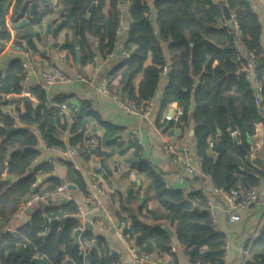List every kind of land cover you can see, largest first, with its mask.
<instances>
[{"label":"trees","instance_id":"obj_1","mask_svg":"<svg viewBox=\"0 0 264 264\" xmlns=\"http://www.w3.org/2000/svg\"><path fill=\"white\" fill-rule=\"evenodd\" d=\"M223 1L234 16L239 35L224 22L217 0H192V4L187 0H154L156 28L150 19L147 0H126L129 24L124 46L134 44L136 47L123 62L125 69L121 74L119 98L139 106L142 101L154 96L161 69L167 62L161 45L167 42V49L172 53V64L166 77L160 108L163 110L175 103L182 110L180 121L185 123L191 102H194L195 108L189 114L194 123V154L201 160L203 172L209 174L211 168H214L211 183L226 192L230 189L258 188L264 178V169L259 168L257 158L249 159L248 144V138L254 134L255 124L264 122V57L261 56V25L249 3L246 0ZM84 2L58 0L66 10L60 16L61 28L73 27L76 38V47L69 44L68 49L72 55L75 48L78 49L82 65L92 62L97 54L105 57L114 52L120 38L117 29L121 18L119 0H109L110 14L106 18L101 12L103 0H96V7L88 18L87 4ZM32 3L40 8L39 15L29 20L30 24H35L43 14L51 11L50 0H0V42L20 46L15 34L24 31H16L10 24L26 19L24 15L28 14V7ZM195 8L199 10L201 19L195 13ZM87 35L98 39L95 50L87 42ZM26 46L27 49L36 50L30 39H27ZM238 46L253 56L251 79L246 77L244 70L241 71L242 60L238 59ZM2 52L0 48V55ZM148 56L151 65L143 67ZM213 62H217L215 67H212ZM247 63L243 61L244 66ZM140 73L142 79L136 90L132 83ZM23 74L20 62L13 60L3 76L0 75V220H7L16 213L21 201L32 193L38 173L52 171L51 166L42 165L30 172L38 155L32 126L37 128L47 146L66 148L56 137L62 128V98L54 101V104L48 103L45 93L36 88L31 91L39 102L35 114H32L30 107L23 114L18 111L17 118L2 111L4 103L1 95H9L11 92L19 94ZM113 76L115 72L110 73V77ZM195 78L198 79L197 83L194 82ZM254 81L260 86L257 93L253 91ZM109 91L115 92L110 86ZM257 95L262 106L260 110L255 104ZM82 117L94 119L105 130L106 144L115 145L118 129L102 122L96 113L84 106L80 114L74 116L72 131L77 136L71 140L70 147L81 140L82 133L78 131L84 130ZM229 117L235 128L233 134L229 132ZM16 122L23 126L14 127ZM213 143L215 145L210 150L209 146ZM217 144L220 152L215 155ZM130 147L133 148L131 162H139L133 166L146 183V196L150 194L156 204L154 212L169 223L177 241L186 246L189 264H223L225 236L214 228L206 197L200 192L185 195L179 190L166 189L162 178L147 161L142 160L140 146L132 144ZM63 164L67 168L65 181L74 183L84 191L85 184L80 174L70 163L63 161ZM50 181L53 187L62 183L55 178ZM152 212L147 210L150 217ZM76 213L77 206L67 202L58 208H48L43 213L35 212L31 220L16 233L0 235V264H17L18 261L13 260L8 253L18 249H31L39 258L51 264H61L65 252L58 249L57 233L62 230L59 245L68 246L71 243V234L77 227V221L73 218ZM44 216L57 219L58 223L53 225L46 236H40ZM62 219H65L63 223L60 222ZM124 233L136 242L143 253H170L171 236L158 225L131 216ZM82 239L96 243V249L89 253L88 264L118 263V256L106 248L101 237L85 232ZM77 255L73 251L74 260L81 264V258ZM248 256L244 264H264V226L249 246Z\"/></svg>","mask_w":264,"mask_h":264},{"label":"crops","instance_id":"obj_2","mask_svg":"<svg viewBox=\"0 0 264 264\" xmlns=\"http://www.w3.org/2000/svg\"><path fill=\"white\" fill-rule=\"evenodd\" d=\"M217 1L219 3L223 0ZM246 1L257 14L261 25V56L264 57V0ZM50 2L51 11L43 14L39 22L35 24L29 23L27 27L21 29H15V24H10L14 30L24 31L22 34L14 33L21 47H27L26 41L30 38L26 33L28 30H31L35 34L38 46L43 49V51H39L35 44L36 50L25 48L30 53L29 63L32 66L28 72L27 84L30 96L33 97L31 94L33 89L39 88L45 93L48 103L54 104V101L60 98L64 100L60 107V124L62 128L58 130L56 137L65 147H70L71 140L77 136V133L72 131L74 116L80 114L84 106H88V109L96 113L102 122L116 127L118 133L115 136V145H107L104 128L91 117H82L81 122L84 125V130L78 131V133H82L81 140L72 147L77 150V154L73 158L61 159L53 147L45 144L37 128L32 126L31 130L36 137L35 149L38 155L30 167V172L42 165L51 166L52 171L50 173H38L35 176L32 193L37 196V199L34 205L29 207L31 210L29 208L18 209L11 218L2 220L0 229L6 227L12 233H16L31 220L35 212L39 211L43 213L48 208H58L67 202H72L79 209L73 218L77 221L76 228L80 232L78 236L79 244L83 249L82 257L79 256L81 258V264H88L90 257L87 259V256H89V249L93 242L82 239V235L85 232H90L94 236L101 237L106 248L118 256L117 264H189L187 248L177 241L174 230L170 227L169 223L162 220L161 217L155 219L152 215L153 213L156 215L154 212L156 210V204L150 194L146 196V183L138 173L136 167L133 166L139 162L137 160L131 162L133 148L130 145L138 144L141 148L142 160L147 161L155 173L162 178L166 189L179 190L185 195L200 192L206 197L207 201H211L215 217L213 222L214 228L225 236V243L228 244L227 254L223 259V264H242L244 259L246 261L249 258L248 252H244L245 249L252 239L258 237L264 226V178L260 181L257 188L260 195L256 202L246 210L240 212V221L230 223L227 216L228 205L226 194L223 191L215 192V187L211 183L210 173L213 167L210 173L207 174L202 171L201 162L196 165L194 174L190 175L184 172L179 164L173 163L163 153V146L169 144L177 147H188L192 152L193 158H198L194 154V123L191 117H189V114L195 108L194 102H191L190 112H188V119L185 123L180 121L182 110L175 103L169 104L163 110L160 108L163 89L167 81L166 77L172 64V53L167 49L168 43L162 42L161 45L167 61L165 66L167 67V72L165 74L160 73L159 83L154 96L142 101L137 106L141 114L126 112L120 108L112 98V95L116 94L119 97L121 94L120 79L125 69L123 62L136 47L134 44L124 46L129 24L127 6L120 4L119 7L121 13V32L118 34L120 38L114 47V57L109 58L108 55L103 57L97 54L92 62L82 65L80 64V60L79 63L76 62L75 52L72 55L68 49L69 44L73 45V27L61 28L62 18L60 16L66 10L58 3V0H50ZM153 2L154 0H147L150 8V19L156 28ZM84 3L87 4L86 18H88V10L92 5H94V8L96 7V0H85ZM32 4L28 7V14L26 13L24 15V17L27 16L26 19L28 20L32 19L30 15ZM36 10L38 12L37 15H39L40 8L37 5ZM101 12L105 18L110 14L109 0H103ZM224 22L228 25L230 23L229 21ZM58 23H60V26L56 27ZM219 25L221 24L219 23ZM47 27L49 28L47 29ZM86 38L92 50H95L98 39L88 35ZM30 40L33 42V39ZM9 43L0 42V48L3 50L0 55L1 76H3L4 71L13 60H18L21 66L24 61V57L17 53ZM118 47L122 48L121 56L116 55V49ZM251 57L242 46H238V59L240 61L242 60L240 63L241 71L244 70L243 61L250 62ZM216 64L217 62H213L212 67H215ZM149 65H151L150 56L147 57L143 67ZM54 68L61 70L67 77L68 82L44 88L39 74L42 71ZM112 72H115V76L110 77V73ZM141 79L142 73L138 74L135 80H133L132 84L134 89L137 90ZM103 80H107V93H103L100 89ZM194 82L197 83L198 79L195 78ZM109 86L113 88L114 93H110ZM148 102L152 103L151 113L149 115H143ZM3 103L1 107L2 111L10 114L14 118H17L18 111L21 114L25 113L27 107H30L32 114L36 112L33 113L30 105H27L24 112H21L18 109L19 103L14 100H5ZM170 111H172V115L169 116ZM16 124L14 127L23 126L19 122H16ZM94 133L101 139L102 150L108 152L103 157H98L92 150L93 145L90 144V140L95 139L96 144ZM248 144L255 148L253 158L249 156V159L257 158L259 168L262 167L264 169V122L255 124L254 134L248 138ZM214 153L215 155L218 154L216 152ZM63 161L70 163L72 168L80 174L85 184L84 191L80 190L74 183L65 181L67 168L63 164ZM100 161L103 162L106 170L103 169ZM97 163H99L101 169L95 171V165ZM5 178L9 179L8 176H5ZM51 178L58 179L62 183L53 187L50 181ZM68 185H72L75 188L67 189ZM60 186H66V189L62 192H56V189ZM96 189L103 190L110 199L100 198L101 207L99 208L87 202L88 195ZM147 210L153 211L151 217L148 215ZM131 216L138 217V219L151 225L168 228L172 233L170 235L172 245L170 253L158 254L157 252H153L150 253L148 260L136 262L131 249L135 247L137 254L143 252L140 251L133 239L129 237L124 239L121 236L123 231L119 226L121 219H123L122 221H126L129 226V218ZM156 217L159 216L156 215ZM47 229L44 233L41 230L39 235L46 236ZM73 232L71 234V243L73 242ZM58 249L65 252L61 262V264H64L67 260V246L63 244L58 245ZM73 251L78 253L77 247H74ZM15 260L18 261V259ZM71 260L74 264H77L73 256Z\"/></svg>","mask_w":264,"mask_h":264},{"label":"built area","instance_id":"obj_3","mask_svg":"<svg viewBox=\"0 0 264 264\" xmlns=\"http://www.w3.org/2000/svg\"><path fill=\"white\" fill-rule=\"evenodd\" d=\"M119 9V8H118ZM230 23L229 26L234 30L236 35H239L238 27L236 23L234 22V16L230 14ZM19 20L18 22H20ZM121 25V21H120ZM121 32V26L118 27L117 33L120 34ZM9 45L19 54H21L24 57V61L22 62V68L24 70V74L20 83V94H25V95H30L29 88L27 86L28 84V72L32 68V66L29 63V56L30 53L27 49L19 46V45H14L12 43H9ZM109 58L114 57V53L108 54ZM253 58V56L251 57ZM252 59L250 62H248L244 66V71L246 72V77L251 79L252 77ZM167 72V67H163L161 69V74H165ZM39 78L42 81V86L44 88L51 87L55 84L59 83H66L68 82L67 77L64 75V73L59 70V69H50L46 71H42L39 74ZM100 89L103 93H107V80H103V82L100 85ZM253 89H255V92L257 93L260 90L259 83L257 81L253 82ZM254 91V90H253ZM112 98L116 101V103L120 106V108L126 112L132 113V114H141L139 108L131 102H128L126 100H123L116 95H112ZM151 102H148L147 108L143 112V115H149L151 113ZM255 104L256 108L260 110L262 108L261 103H260V98L257 95L255 97ZM233 134V133H232ZM91 145H95V139L90 140ZM54 151L57 153V155L61 159H68V158H73L77 154V150L72 147H66L65 149H60V148H54ZM210 149H213V144L210 145ZM249 151H250V157L253 158V154L255 152L254 146H249ZM163 153L169 157L173 163L179 164L184 172L187 174H194L195 172V167L196 165L200 164L201 161L199 158H193L192 152L188 147H177L174 145H169L166 144L163 146ZM76 168V166H75ZM101 169V166L99 163L95 165V171H98ZM95 176V174H93ZM66 189V186H60L56 189V192H62ZM215 192H220L222 190L218 188H214ZM224 192V191H223ZM226 194V201H227V216H228V221L230 223H236L240 221V212L243 210H246L248 207H250L256 200L258 199L260 193L257 188L253 189H247V190H241V189H230L229 191L225 192ZM100 198L110 200L107 194L101 190V189H96L95 191L91 192L88 197H87V202L91 204L94 207H101V200ZM37 199V196L33 193L29 194L26 196L20 203L18 209H25L32 207ZM207 207L209 210V214L212 218V222H214L215 217H214V212L212 210V203L211 201H207ZM79 209L77 208V211ZM50 219V218H49ZM2 220H0V223ZM119 226L122 228V234L121 236L125 239L128 236L124 233V230L128 227L126 221H121L119 223ZM77 228L73 229V231H76ZM7 232H12L9 228H2L0 229V235L7 233ZM44 233V232H43ZM254 239L251 240L249 243L248 247L245 249L244 252H248L249 246L253 242ZM227 249H228V244L224 243V254H223V259L226 257L227 254ZM132 255L135 259L136 262H141L144 260H148L150 258V254L146 253H139L137 254L135 247L131 249ZM35 255V254H34ZM36 256V255H35ZM245 259L242 264H244Z\"/></svg>","mask_w":264,"mask_h":264},{"label":"water","instance_id":"obj_4","mask_svg":"<svg viewBox=\"0 0 264 264\" xmlns=\"http://www.w3.org/2000/svg\"><path fill=\"white\" fill-rule=\"evenodd\" d=\"M125 2H126V0H119V4H121V5H124ZM187 2L189 4H192V0H187ZM219 5L221 7V11H222L224 20L225 21H230V17H231L230 16V12H229V9L227 8L225 2L220 1ZM93 9H94V5H92L89 8L87 16H89L92 13ZM195 13L198 14V18L201 19V15L199 14V10L197 8H195ZM37 14H38V12L36 10V4L33 3L31 5V12H30L31 18H33ZM28 25H29V20L28 19H23L19 23H16L14 25V28L15 29H21V28L27 27ZM59 26H60V23H58L56 25V27H59ZM48 28L49 27H47V29ZM26 35L30 39H33V42L37 46L39 51H43V49L40 46H38V42H37V40L35 38V34L31 30H28ZM72 42H73V45L76 47L77 43H76V39H75L74 36H73ZM121 50H122V48L118 47L116 49V55L121 56V54H122ZM75 55H76V62L79 63L80 53H79L78 49L75 50ZM253 90L255 91V89H253ZM1 98H2L3 102L5 100H14V101L18 102L19 103L18 109L21 112H24V109H25V107L27 105H30L32 107L33 113L36 111V109L38 107V101L36 99H34L33 97H31L30 95L15 94V93L11 92L9 95H1ZM168 115L169 116L172 115V111H170ZM229 122H230L229 132L230 133H234L235 128H234L233 122H232L230 117H229ZM9 131H10V129L7 130V132H9ZM94 132H95V128H94ZM94 137L96 138V144L92 146V150L97 154L98 157H103L108 152L102 150L100 137L97 136L95 133H94ZM215 152L216 153L220 152V147L219 146L216 147ZM215 161H216V159H214V162ZM100 164L103 167V169L106 170V168L103 165L102 161H100ZM210 176L211 177L213 176V168H212V171L210 173ZM8 178L11 179L9 176H8ZM74 188L75 187L72 186V185H68V187H67V189H74ZM29 210H31V208H29ZM152 215H153V217L155 219L160 218V217H156V215L154 213ZM64 221H65V219L60 220L61 223H63ZM56 223H58L57 219H49L48 217H44L43 218L42 231L44 232L48 228L47 229V234H48L50 232V230L52 229L53 225L56 224ZM116 227H117V225H116ZM162 228L169 235L172 234L171 231L168 228H166L164 226H162ZM61 233H62V230H59L58 233H57V245H59V239H60ZM79 233L80 232L78 230L73 232V242L67 246V260L65 261L64 264H74V262L71 260L72 252H73L74 247H77V249H78V256L82 257V250L83 249H82V246H80V244H79V237H78ZM172 241H174V240H172ZM93 249H96V243L94 241L92 242V244L90 246L89 252L91 250H93ZM9 255L12 256L13 260L18 259L17 264H51L50 262H48L47 260H45L43 258H39L38 256H34V252L31 249H29L27 251H25L24 249H18L17 251L9 252ZM87 259H89V256H87Z\"/></svg>","mask_w":264,"mask_h":264}]
</instances>
